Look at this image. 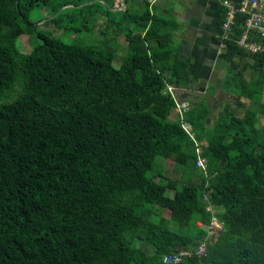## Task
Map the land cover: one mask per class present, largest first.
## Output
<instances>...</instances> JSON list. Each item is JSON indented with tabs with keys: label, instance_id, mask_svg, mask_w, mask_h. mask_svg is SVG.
Wrapping results in <instances>:
<instances>
[{
	"label": "trees",
	"instance_id": "obj_1",
	"mask_svg": "<svg viewBox=\"0 0 264 264\" xmlns=\"http://www.w3.org/2000/svg\"><path fill=\"white\" fill-rule=\"evenodd\" d=\"M37 9L49 15L41 24ZM162 10L149 0H0V264H162L203 240L209 190L222 229L204 257L180 264H264V124L251 108L213 120L203 95L184 118L195 141L170 119L167 86L191 90V60L179 55L181 24ZM98 15L106 32L85 42ZM245 20L237 14L222 39V8L213 27L225 44L223 92L240 94L246 68L264 82V56L237 44ZM113 35L127 43L118 68ZM247 42L264 37L250 31ZM157 157L173 159L186 180L166 178Z\"/></svg>",
	"mask_w": 264,
	"mask_h": 264
},
{
	"label": "rangeland",
	"instance_id": "obj_2",
	"mask_svg": "<svg viewBox=\"0 0 264 264\" xmlns=\"http://www.w3.org/2000/svg\"><path fill=\"white\" fill-rule=\"evenodd\" d=\"M151 2V0H149ZM67 13H70L71 11L67 10L65 11ZM49 18L48 12L46 10H39L37 9V15L35 16V19H41L39 21V24L43 23L45 19ZM93 22L87 21L85 23V28H88L89 30H92V32H84L81 37L85 42L88 43H98L101 37H103L101 34L106 32V21L105 17L98 15L96 16L95 19L92 20ZM42 29H47L51 30L54 35L60 36L62 35L61 30H55L52 28V26L48 25H41ZM77 27V26H75ZM79 36L78 32L73 33V35H70L67 40H70L74 37ZM115 36V39L120 46V48L117 51L116 57L114 58L112 64L115 68H118L120 65V62L123 58V56L126 55L127 53V43L126 40L123 36ZM65 39L64 37H62ZM215 45H216V55H217V42L215 40ZM18 46L21 48L23 52H29L31 50V45L28 42V37L27 36H22L18 40ZM198 50V49H197ZM186 53L185 56L186 58H190L191 64L192 60L195 63L199 62L203 58L198 56L197 52L195 50L189 49V50H183L182 52ZM206 54V51H204ZM188 53V54H187ZM209 51L207 50L206 57L208 56ZM190 54V55H189ZM190 56V57H189ZM217 57L220 59V62H218L217 68L216 66L214 69H211L210 75H204L201 74L200 79H192V82L188 85V88L191 89L193 93H198V94H204V102L206 105L213 110V113H211L212 117L217 116V114L221 113L224 110H227L229 108L235 109V112L237 115L241 116L242 112L245 109L251 108L256 112V124L259 126H262L261 124H264V82L260 83L258 81L259 74L252 72L249 68L243 69L242 72V78L240 80V85L242 86L243 90L238 94V91L232 92V93H227L223 92L221 90V85H222V80L225 77V72L223 69V60L221 55H217ZM216 68V69H215ZM209 73V71H207ZM207 77L209 79H207ZM192 78V76H191ZM261 88V94L258 98V100L255 102L252 100L253 92L254 90H258ZM190 93V94H193ZM197 94V95H198ZM196 95V94H193ZM190 96V95H189ZM200 98V97H199ZM190 100V99H189ZM195 102L198 101V98H194ZM195 102H192L195 104ZM191 107V105H190ZM216 112V113H214ZM170 119L174 120L176 119V113L173 112L170 115ZM211 124V122H210ZM208 124V126H210ZM192 128V127H191ZM193 131V130H192ZM188 135V134H187ZM189 136V135H188ZM190 138V136H189ZM198 144V143H197ZM200 151L203 149L200 145H198ZM156 163L159 166H162L163 168V174L166 178L177 180L179 182H184L186 180V175L175 166L174 160L173 159H166L164 157H157ZM157 178V177H156ZM174 195V191L171 189H167L166 191V196L172 198ZM163 217L169 218V211L167 210H162L161 211ZM171 227H174V224H171ZM139 246L144 247L141 243H139Z\"/></svg>",
	"mask_w": 264,
	"mask_h": 264
},
{
	"label": "built area",
	"instance_id": "obj_3",
	"mask_svg": "<svg viewBox=\"0 0 264 264\" xmlns=\"http://www.w3.org/2000/svg\"><path fill=\"white\" fill-rule=\"evenodd\" d=\"M222 8L225 10V21L222 25L223 35L222 39H226L230 32L231 26L234 24V20L237 14H245V31L243 32L241 38L237 41L238 46L242 47L244 50L251 54H260L264 56V45L256 42L248 43L247 34L252 31L258 33L261 37H264V0H241L238 5L229 0H223L221 2ZM225 50V44L219 42L217 45V55L223 54ZM176 88L173 86H167V92L171 95L176 103L174 112L179 117L181 127L183 130L194 140V133L192 131L191 125L187 123L184 118L187 111L190 109L189 101L180 102L176 95ZM195 141V140H194ZM196 145V167L202 170L204 175L207 173V164L205 159L201 156L202 150L200 151L197 142ZM211 190L204 195V202H206L205 210L212 214L209 225L205 226L206 234L199 242V244L191 249H181L177 253L167 254L161 258L162 264H180L184 258L196 255L202 258L206 255L207 245L212 244V242L217 238L219 231L222 229V224L218 221L217 217L214 215L213 207L209 202ZM199 227H203L201 223H197Z\"/></svg>",
	"mask_w": 264,
	"mask_h": 264
},
{
	"label": "crops",
	"instance_id": "obj_4",
	"mask_svg": "<svg viewBox=\"0 0 264 264\" xmlns=\"http://www.w3.org/2000/svg\"><path fill=\"white\" fill-rule=\"evenodd\" d=\"M221 1L222 0H151L150 2V5L157 4L158 12L161 14H164L162 9H171L172 16L181 24L182 29L176 34L180 57L186 58L185 51H182L192 49L197 52L198 56L203 58L196 63L195 59L194 61L192 60V64L189 67L192 79H200L201 74L208 75L209 77L211 69H214L215 66L217 68L218 62H220V59L216 55L213 27L222 10ZM207 50L209 53L206 57ZM204 51H206V54H203L205 53ZM207 71H209V73H207ZM208 77L207 79L210 78ZM190 93L193 92L191 90H176V95L180 102H195L194 98H198L199 100L201 96L205 94L193 93L196 94L193 95ZM211 113H213V110H211ZM212 119L214 120V118Z\"/></svg>",
	"mask_w": 264,
	"mask_h": 264
}]
</instances>
